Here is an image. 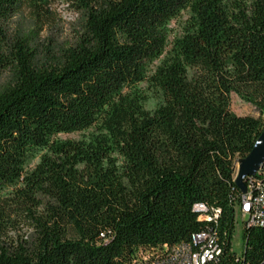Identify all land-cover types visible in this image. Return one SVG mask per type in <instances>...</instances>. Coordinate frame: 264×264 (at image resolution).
Here are the masks:
<instances>
[{
    "label": "trees",
    "instance_id": "1",
    "mask_svg": "<svg viewBox=\"0 0 264 264\" xmlns=\"http://www.w3.org/2000/svg\"><path fill=\"white\" fill-rule=\"evenodd\" d=\"M59 1L83 12V30L38 67L12 19L50 18ZM7 71L0 264H171L200 232L220 248L215 264H264V222L244 219L232 248L246 193L234 162L264 127V0H0ZM231 92L259 115L230 109ZM244 184L264 190V165ZM198 203L216 216L199 218ZM23 226L27 236L10 235Z\"/></svg>",
    "mask_w": 264,
    "mask_h": 264
},
{
    "label": "rangeland",
    "instance_id": "2",
    "mask_svg": "<svg viewBox=\"0 0 264 264\" xmlns=\"http://www.w3.org/2000/svg\"><path fill=\"white\" fill-rule=\"evenodd\" d=\"M51 8L50 18H43L34 16L27 10H20L19 13L13 16L12 23L14 27L20 29L23 33L28 34L33 38L32 45L35 46L37 55L34 58V63L38 67H45L52 64L58 58L60 48L72 45L82 33L84 24V14L82 11L67 6L65 3L59 1L53 3ZM188 10L182 12L173 20L170 21V38L173 40L175 36L182 35L183 25L188 17ZM158 61H155L156 64ZM155 66V65H154ZM153 66V67H154ZM11 79L10 72L0 73V85H5ZM145 87V83L142 84ZM230 109L240 115L258 116L259 112L248 102L241 100L237 94L231 92ZM83 134L82 131L62 133L60 138L78 139ZM235 167L237 162H234ZM236 224L234 235L232 239V248L234 251L241 253V226L242 219L235 210ZM30 232L26 226L18 228L17 231L10 233L11 236H27Z\"/></svg>",
    "mask_w": 264,
    "mask_h": 264
},
{
    "label": "built area",
    "instance_id": "3",
    "mask_svg": "<svg viewBox=\"0 0 264 264\" xmlns=\"http://www.w3.org/2000/svg\"><path fill=\"white\" fill-rule=\"evenodd\" d=\"M261 169H259L260 171ZM240 203L237 204V213L240 215L242 221L246 219L248 222H258L263 224L264 222V190L260 189L256 195L252 194L249 189L240 198ZM251 204H259V211H251ZM195 211L199 213V218L211 219V215L216 216L217 211L209 212L205 204H195ZM207 232L193 233L196 236L197 245L200 242L205 241V235ZM187 244H184V249ZM171 256L169 258L171 264H177V262H184V264H215L216 258L219 255L220 248L215 242L214 247L208 248L207 251L198 252L196 250L195 256L185 257V253H178L176 248L171 249ZM186 250V249H185Z\"/></svg>",
    "mask_w": 264,
    "mask_h": 264
},
{
    "label": "water",
    "instance_id": "4",
    "mask_svg": "<svg viewBox=\"0 0 264 264\" xmlns=\"http://www.w3.org/2000/svg\"><path fill=\"white\" fill-rule=\"evenodd\" d=\"M255 140L256 141L247 156L238 158L236 160L237 166L235 167L234 165L233 167L235 171V184L243 193L246 192L244 181L248 176L255 175L259 169L262 168L264 163V127Z\"/></svg>",
    "mask_w": 264,
    "mask_h": 264
},
{
    "label": "bare ground",
    "instance_id": "5",
    "mask_svg": "<svg viewBox=\"0 0 264 264\" xmlns=\"http://www.w3.org/2000/svg\"><path fill=\"white\" fill-rule=\"evenodd\" d=\"M264 165V163H263ZM263 167V166H262ZM237 209V205L235 207V210ZM251 211H259V204H251ZM236 213V211H235ZM215 246V240L212 236L208 235L206 233L205 235V241L200 242V244L197 245L196 236L192 235L191 242H188L187 247L184 249V244L177 245L173 248H176L178 253H185V257L189 256H195L196 250L198 249V252H204L207 251L208 248ZM177 264H184V262H177Z\"/></svg>",
    "mask_w": 264,
    "mask_h": 264
}]
</instances>
